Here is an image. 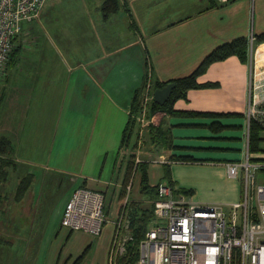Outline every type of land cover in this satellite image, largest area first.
Returning a JSON list of instances; mask_svg holds the SVG:
<instances>
[{
	"label": "crops",
	"instance_id": "1",
	"mask_svg": "<svg viewBox=\"0 0 264 264\" xmlns=\"http://www.w3.org/2000/svg\"><path fill=\"white\" fill-rule=\"evenodd\" d=\"M58 1L43 5L34 20L38 34L19 24L12 42L14 63L5 65L0 75V102H10L11 109L22 112L13 116V111L6 118L12 127L3 158L12 165L3 170L0 213L9 200L3 189L9 171L17 180L13 200L18 217L27 220L23 226L28 229L36 225V219H45V226L50 220L53 225L56 219L59 223L76 188L104 196L112 187L97 241L92 245L89 235L69 231L61 240L65 246L81 239L80 252L89 247L80 264H86V259L87 264H106L119 204L121 173L112 181L114 166L133 93L146 74L152 87L154 82L189 75L210 51L230 40L244 37L249 46L250 36L264 32V0H233L223 5L214 0H119L118 10L106 19L100 11L103 0H99L93 6L94 18L84 10L86 20L77 23L78 38L68 36L66 30L49 34L44 17L48 10L61 7ZM196 82L216 86L188 90L185 99L173 103L174 115H149L150 131L143 132L144 143L136 147L135 161L146 164L149 186L164 183L165 166L172 198L227 210L240 199L241 184L226 177L225 165L245 157L250 162L264 158V154L248 155L245 119L251 99L264 98V43L251 42L244 64L232 56L209 65ZM216 124L222 128L213 132L211 125ZM260 138L264 142V132ZM183 156L192 161L176 159ZM23 180L26 187L18 193ZM138 181V175H133L123 202L147 208L151 202L139 194ZM179 190L192 193L185 196ZM63 251L69 263L77 257L73 249ZM98 252L100 263L95 261ZM61 253L53 252L47 264H57Z\"/></svg>",
	"mask_w": 264,
	"mask_h": 264
},
{
	"label": "built area",
	"instance_id": "2",
	"mask_svg": "<svg viewBox=\"0 0 264 264\" xmlns=\"http://www.w3.org/2000/svg\"><path fill=\"white\" fill-rule=\"evenodd\" d=\"M223 5L233 0H214ZM46 0H0V75L21 22L37 18ZM253 37H249V46ZM149 76L140 96V107L134 116L131 144L139 145L148 126V105L152 102ZM256 96V94H255ZM256 98V97H255ZM254 97L245 112L246 126L253 121L264 132V98ZM137 162V161H136ZM264 164L242 162L225 165L226 177L241 184L237 202L222 206L198 205L183 197L172 198L166 183L157 185L152 202V221L138 244L135 264H264V184L255 177ZM104 196L88 188L74 189L61 213L59 228L98 236L105 222ZM128 238L126 212L122 209L113 222V234L107 253V264H115L124 252Z\"/></svg>",
	"mask_w": 264,
	"mask_h": 264
},
{
	"label": "trees",
	"instance_id": "3",
	"mask_svg": "<svg viewBox=\"0 0 264 264\" xmlns=\"http://www.w3.org/2000/svg\"><path fill=\"white\" fill-rule=\"evenodd\" d=\"M119 0H103L100 4V11L102 13V18L106 19L110 14L115 13L119 8ZM264 43V32L254 35L252 45H258ZM249 46L248 40L244 37L235 38L229 42L223 43L212 51H210L197 65V67L187 76L181 77L175 80H171L174 83V87L170 92L168 100L162 105L158 106L151 102L147 109V118L156 112H163L167 115L176 114L172 110V105L175 101L179 99H185L186 92L192 89H199L203 87H215L216 83L203 84L200 85L196 82L197 77L202 75L207 67L215 62H220L228 57H235L237 60L244 64L247 61ZM15 60L14 50L12 48L7 64H13ZM146 82V76L144 75V80L141 86L133 93L131 99L129 112L130 115L134 116L138 113L139 101L142 89ZM167 83L154 82L152 87L150 83V91L164 87ZM205 116H213L210 114H205ZM211 130L213 132L218 131L222 127L219 125H211ZM134 123L130 116H127V121L121 131V137L119 142V148L117 151L116 162H115V179L119 173H121L119 186L116 194V201L118 204V213L124 209L127 218V234L128 238L124 243V252L117 256L115 259V264H135L138 259V244L142 240L145 231L147 230L149 224L152 221V202L157 198V185L149 186L146 176V164L144 162H136L135 145L131 144V138L133 135ZM146 130L150 131L148 127ZM154 132V131H152ZM263 132L260 125L253 121L249 122L248 126V139H247V152L248 155L262 156L264 150L260 148V144L263 140L260 138V133ZM9 146L8 141L5 138H0V183L5 181L6 173L3 171L4 168L11 166V161L4 159L3 156L7 151ZM183 161H192L188 156L177 157ZM252 162L261 163L264 159L261 157L251 158ZM163 179L164 183L171 186L168 169L163 167ZM138 175V192L146 200L150 201V205L147 208H141L137 203L123 202L127 194V187L130 184L133 175ZM260 175L264 176V169L259 171ZM26 187L25 180L21 181L18 186V193H21L22 189ZM180 194L190 195L192 192L190 190H179ZM103 213H105L103 211ZM89 247L85 248L79 256L72 260L69 264H80L82 259L85 257ZM69 259H67L63 264H67Z\"/></svg>",
	"mask_w": 264,
	"mask_h": 264
},
{
	"label": "rangeland",
	"instance_id": "4",
	"mask_svg": "<svg viewBox=\"0 0 264 264\" xmlns=\"http://www.w3.org/2000/svg\"><path fill=\"white\" fill-rule=\"evenodd\" d=\"M98 1L99 0H59L58 2L61 7L59 9L48 10V16L45 15L44 17V23L47 25L48 29H51L49 34H60L61 30L63 32L66 30L68 36L73 35L78 38L81 33L79 32L80 28L77 27V23L86 20V12L84 10L88 9L90 17L94 18L96 12L93 9V6L98 3ZM46 2L49 3L52 2V0H47ZM86 4L89 5V7L85 8ZM39 14L34 20L38 19ZM34 20L31 22H22L24 28L32 27L34 29L33 33L30 34L39 33L37 32V28H35L36 21ZM90 49L91 48L88 50ZM81 50L82 49L78 46L77 52H80ZM8 103L10 104V102ZM8 103L4 104L0 102V138H8V130L12 127V125L6 123V118L11 116L13 111H15L13 116H19L22 114L17 108L11 109ZM138 107H140L139 104ZM140 141L139 145L135 144V149L136 147L143 146V139L141 138ZM261 145L264 146V142L261 143ZM137 150L138 149L135 150V153ZM261 163L264 164V162ZM152 171L153 168L150 170V175L152 174ZM9 172L7 183L3 187L4 192L9 195V200L5 201L3 212L0 213V264H47L49 256H51L53 252L57 253L58 250H62V253L60 254V260L57 264H63L66 261V254L63 250H66L67 248L73 249V251H75L74 254L77 253L75 257L80 255L81 250L79 246H81V239L69 242L65 246L62 245L61 240L64 238L67 230L59 228L57 219L54 220V225L52 220H50L49 224L45 226L46 220L42 218L36 219V225L32 229L23 226L27 220H21L18 217L16 210V206L18 205L13 200L17 185L16 175L12 173V171ZM114 179L115 178H113L112 181H114ZM255 180L256 183L264 184L263 175L257 174ZM135 183L136 180L134 181V185ZM112 190L113 188L109 187L104 194V209L110 204ZM130 192L131 189L129 190V193ZM142 204L147 207L149 203L144 200ZM53 226H55V230H53ZM89 237L91 238V244L93 245L94 242L97 241V237ZM82 247L84 249V244ZM99 256L100 253L98 252L95 257V261L98 263H100ZM87 263L88 259H86V264Z\"/></svg>",
	"mask_w": 264,
	"mask_h": 264
},
{
	"label": "water",
	"instance_id": "5",
	"mask_svg": "<svg viewBox=\"0 0 264 264\" xmlns=\"http://www.w3.org/2000/svg\"><path fill=\"white\" fill-rule=\"evenodd\" d=\"M174 87V83H167L164 87L152 91V102L158 106H162L169 98L170 92Z\"/></svg>",
	"mask_w": 264,
	"mask_h": 264
}]
</instances>
